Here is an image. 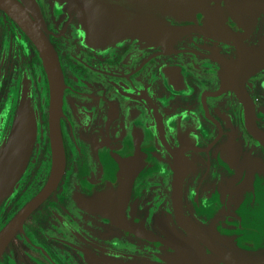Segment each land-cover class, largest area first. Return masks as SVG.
I'll return each mask as SVG.
<instances>
[{"label":"flooded vegetation","instance_id":"af4514ba","mask_svg":"<svg viewBox=\"0 0 264 264\" xmlns=\"http://www.w3.org/2000/svg\"><path fill=\"white\" fill-rule=\"evenodd\" d=\"M62 76V175L16 224L0 264H227L264 252V68L223 87L233 41L200 31L98 44L74 2L16 0ZM255 47L264 13L240 11ZM50 84L33 37L0 7V152L26 103L34 138L0 201V234L47 183ZM101 185V186H100Z\"/></svg>","mask_w":264,"mask_h":264},{"label":"water","instance_id":"95a60500","mask_svg":"<svg viewBox=\"0 0 264 264\" xmlns=\"http://www.w3.org/2000/svg\"><path fill=\"white\" fill-rule=\"evenodd\" d=\"M74 2L81 13L83 26L98 44L120 41L127 36L162 42L186 32L200 31L233 41L238 58L224 62L223 87L239 93L243 82L264 68V34L258 46L243 45L241 36L249 22L240 11L264 13V0H65ZM0 7L14 16L33 37L47 70L50 84L49 132L52 148V167L42 190L30 200L0 234V253L10 232L57 185L64 168V151L59 130L62 103V76L57 57L47 38L23 14L16 0H0ZM34 126L26 103L17 117L15 131L0 152V201L12 190L27 164L32 146ZM255 135L264 141V133ZM101 186V185H100ZM238 254L220 251L227 264H264V252L245 251ZM115 264V263H111ZM202 264H218L204 260Z\"/></svg>","mask_w":264,"mask_h":264}]
</instances>
